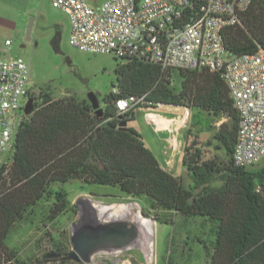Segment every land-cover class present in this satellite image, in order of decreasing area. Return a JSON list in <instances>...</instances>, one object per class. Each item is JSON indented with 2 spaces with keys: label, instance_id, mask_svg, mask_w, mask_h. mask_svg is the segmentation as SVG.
Returning <instances> with one entry per match:
<instances>
[{
  "label": "trees",
  "instance_id": "1",
  "mask_svg": "<svg viewBox=\"0 0 264 264\" xmlns=\"http://www.w3.org/2000/svg\"><path fill=\"white\" fill-rule=\"evenodd\" d=\"M242 23L225 29L228 51L242 55L264 49L263 0H255ZM170 71L140 59L119 63L114 86L120 92L104 98L102 114L87 99H54L41 92L42 104L35 103L19 127L11 162L0 165V264H26L7 250L12 228L47 196L55 198L52 218L66 211L67 194L52 186L71 180L147 195L167 211L209 219L214 237L210 264H264V165L257 170L234 165L239 116L225 82L208 69H180L177 91ZM130 95H146V100L120 113L117 100ZM159 103L193 112L183 145L188 186L164 167L134 127H121L135 119V109L157 108ZM209 116L224 120L214 137L230 156L228 162L207 157L209 150L198 140L197 133L212 129ZM219 179L224 183L214 187L212 182ZM56 259L67 258L60 254Z\"/></svg>",
  "mask_w": 264,
  "mask_h": 264
},
{
  "label": "rangeland",
  "instance_id": "2",
  "mask_svg": "<svg viewBox=\"0 0 264 264\" xmlns=\"http://www.w3.org/2000/svg\"><path fill=\"white\" fill-rule=\"evenodd\" d=\"M106 1L87 0L94 8H99L98 6ZM23 8L29 9L30 12L24 16L22 22L26 25L25 31L19 32L14 28L13 22H19L18 17ZM32 19L34 26L31 38L27 40L26 31ZM55 26H59L62 30L58 42L59 51L53 43ZM69 29L71 31L70 18L63 10L54 7L52 0H35L32 4L24 6L16 2L0 4V53L4 57H22L27 62L31 69L29 87L33 90L36 104H42L41 92L49 93L54 99L75 96L79 100L88 101V93L95 92L100 106L104 107V98L112 93L114 85H118L116 67L126 61L110 53H94L75 48L69 40ZM6 38L13 40L9 48L5 45ZM4 49L7 51L4 52ZM170 74L172 86L178 91L181 87L179 70H171ZM157 109L167 117L185 115L183 107L162 105ZM192 114L191 111L186 122H182L183 130L190 127ZM211 117L209 116L210 119ZM212 119V129L197 133L198 140L205 149L209 150L207 157L215 156L220 162H228L230 156L224 149L218 148V141L214 137L224 120L215 116ZM134 124L140 127L142 114L136 122L130 121V125ZM7 158L8 155H4L1 159L5 161ZM263 165L264 159L249 169L257 170ZM182 169L180 164L178 170L181 173ZM181 178L185 186L191 184L187 173ZM223 183L224 181L219 179L212 182V185L220 187ZM52 188L67 194L70 207L52 218L51 209L55 198L47 196L29 208L25 218L12 228L6 241L8 252L15 254L26 264H88L69 259L55 260L59 257L48 256L51 253H60L61 256L66 257V254L72 250L71 235L74 225L84 221L86 215L83 214L82 209L84 198L108 207L136 203V210L153 221V233L145 234L131 223L132 219L125 213L117 210L116 213L110 214L113 220L105 219V221H126L129 228L134 226L130 240L123 249L96 254L89 264H210L211 262L214 237L211 235L213 223L209 219L199 216L186 217L174 211H167L155 204L147 195H127L114 186H89L71 180L67 183H56ZM89 218L94 219L91 216ZM150 253L152 259L149 260ZM45 258L50 260L44 262Z\"/></svg>",
  "mask_w": 264,
  "mask_h": 264
},
{
  "label": "built area",
  "instance_id": "3",
  "mask_svg": "<svg viewBox=\"0 0 264 264\" xmlns=\"http://www.w3.org/2000/svg\"><path fill=\"white\" fill-rule=\"evenodd\" d=\"M254 2L107 0L94 8L87 0H52L70 18L69 40L79 50L110 53L125 61L140 59L164 71L219 73L239 116L233 162L244 168L264 159V49L232 55L224 31L243 25V14ZM11 44L12 39L5 40L7 48ZM30 80L31 69L22 57L0 53V165L9 164L15 152L19 127L27 117L24 108L33 95ZM112 92L120 90L114 86ZM145 100L146 95H130L118 99L116 107L124 113ZM184 108L185 123L191 110ZM4 155H8L5 161Z\"/></svg>",
  "mask_w": 264,
  "mask_h": 264
},
{
  "label": "water",
  "instance_id": "4",
  "mask_svg": "<svg viewBox=\"0 0 264 264\" xmlns=\"http://www.w3.org/2000/svg\"><path fill=\"white\" fill-rule=\"evenodd\" d=\"M33 26L34 20L32 19L26 31L27 40L31 38ZM87 96L96 113L102 114L103 108L100 106L97 93L89 92ZM34 103V98L30 97L24 108L26 115L33 113ZM127 124L128 122L124 121L121 127L126 128ZM133 229L134 226L129 228L126 221L97 222L86 214L84 221H79L74 225L71 235L73 247L66 258L77 263L89 264L98 253L123 249L129 242ZM48 256L59 257L60 254L51 253Z\"/></svg>",
  "mask_w": 264,
  "mask_h": 264
},
{
  "label": "crops",
  "instance_id": "5",
  "mask_svg": "<svg viewBox=\"0 0 264 264\" xmlns=\"http://www.w3.org/2000/svg\"><path fill=\"white\" fill-rule=\"evenodd\" d=\"M34 1L35 0H0V4H11L16 2L24 6L30 5ZM28 12H30L29 9L23 8L18 17L19 22H13L14 28L19 32L25 31L26 25L22 22H24V16ZM140 108L135 109V119L133 120V122H136L137 118L142 114V124L140 127L135 124L130 125V122H128L127 125L134 127L142 135L146 146L158 157L167 170L173 172L177 176L183 177L184 173H187L186 168L183 166L185 130H183L182 122L185 119L184 115L181 117H167L157 109L158 107L155 110L147 107ZM137 113H140V115ZM150 116H154V119L153 117L150 118ZM165 120H170L171 122L167 124ZM180 164L183 167L182 173L178 170Z\"/></svg>",
  "mask_w": 264,
  "mask_h": 264
},
{
  "label": "bare ground",
  "instance_id": "6",
  "mask_svg": "<svg viewBox=\"0 0 264 264\" xmlns=\"http://www.w3.org/2000/svg\"><path fill=\"white\" fill-rule=\"evenodd\" d=\"M152 117L154 119V116H150V118ZM165 122L168 124L171 121L165 120ZM82 207H83L82 208L83 214H89V216L93 217L97 222H107L105 221V219L113 220L111 219L112 213H116V211L119 210L122 213L128 215V217L132 219L131 223H133V225H135L137 229H140L145 234L153 233V221L150 220L149 218H146L139 210H136L137 208L136 203H126V204L114 205L108 207V206H103L102 204L94 200H91L89 198H84L82 200ZM151 253L148 254L149 260L152 259Z\"/></svg>",
  "mask_w": 264,
  "mask_h": 264
},
{
  "label": "flooded vegetation",
  "instance_id": "7",
  "mask_svg": "<svg viewBox=\"0 0 264 264\" xmlns=\"http://www.w3.org/2000/svg\"><path fill=\"white\" fill-rule=\"evenodd\" d=\"M61 33H62L61 28H60L59 26H55V28H54V38H53V43H54V45H55V47H56V50H58V51H59L58 42H59V39H60V37H61ZM30 97H33V95H30L29 98H30ZM33 98H34V97H33ZM34 100H35V99H34Z\"/></svg>",
  "mask_w": 264,
  "mask_h": 264
}]
</instances>
